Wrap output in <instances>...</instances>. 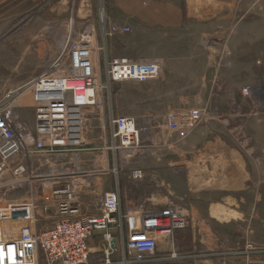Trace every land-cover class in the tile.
Listing matches in <instances>:
<instances>
[{
  "label": "rangeland",
  "instance_id": "obj_1",
  "mask_svg": "<svg viewBox=\"0 0 264 264\" xmlns=\"http://www.w3.org/2000/svg\"><path fill=\"white\" fill-rule=\"evenodd\" d=\"M109 1L2 0L0 100L17 92L19 123L33 127L27 83L50 70L64 42L78 41L89 30L97 49L69 48L58 62L64 74L93 75L102 99L86 115L81 149L20 154L8 162L0 211L17 205L27 211L32 200V217L25 212L23 222L33 218L38 230L50 227L57 220L51 189L69 166L85 183L93 182L82 194L95 214L104 193L114 190L108 173L118 170L135 215L169 200L183 211L185 226L158 237L159 254L174 249L179 264H264V0H211L210 19L196 24L200 30L147 42L137 24L123 34L109 31ZM219 2L225 6L216 7ZM114 43L124 49L113 51ZM106 55L159 57L165 73L197 75L170 79L161 72L150 82L108 83ZM111 114L135 118L142 129L135 148H117ZM15 164L25 166L19 176L10 170ZM136 170L141 178L133 177ZM101 249L92 256L100 258Z\"/></svg>",
  "mask_w": 264,
  "mask_h": 264
},
{
  "label": "built area",
  "instance_id": "obj_2",
  "mask_svg": "<svg viewBox=\"0 0 264 264\" xmlns=\"http://www.w3.org/2000/svg\"><path fill=\"white\" fill-rule=\"evenodd\" d=\"M116 30L113 25L109 31ZM87 32L78 41H68L50 70L27 83L34 103L32 128L17 121L16 96H8L13 92L0 100V186L9 170L8 162L20 154L60 153L79 150L84 145L86 115L102 99L101 84L90 74H64L58 61L69 48L94 52L97 47L92 31ZM104 73L108 83H145L159 79L161 67L153 61L106 55ZM110 124L117 148L133 149L139 144L142 129L134 117L111 114ZM10 170L19 176L25 166L15 164ZM58 174V182L51 189L57 220L50 227L38 230L33 218L23 222L29 218L25 212L32 217V200L27 201V211L19 205L0 211L1 222H13L0 225V264H90L89 239L96 232L101 233L106 244L99 264H179L180 256L174 249L163 256L157 250V234L168 237L185 226L183 211L176 202L169 200L163 207L140 211L136 227L132 225L134 213L121 210L117 191L105 192L99 213L88 214L80 210L75 199L78 180ZM133 177L141 178V172L136 170ZM47 207L44 205L43 210L47 211Z\"/></svg>",
  "mask_w": 264,
  "mask_h": 264
},
{
  "label": "crops",
  "instance_id": "obj_3",
  "mask_svg": "<svg viewBox=\"0 0 264 264\" xmlns=\"http://www.w3.org/2000/svg\"><path fill=\"white\" fill-rule=\"evenodd\" d=\"M220 3L221 2L215 4V6L220 7ZM225 3L226 2H222L221 4L225 6ZM15 6H17V4ZM2 7H3L2 0H0V23H2L3 21ZM211 13H212L211 0H110L108 3V9L106 15H107L108 26L110 27L114 25L119 29L117 34L124 33L121 32L122 31L121 29L123 27H128L129 25L134 26L135 24H137L138 31L140 33V39H143L144 42H147L146 39L151 40L152 37H158L159 35L165 37V35H169L172 32L175 33L174 36L178 37L179 32H182V36H184L186 31L200 30L198 27H196V24L200 25L199 21H204L203 19H210ZM152 34L154 35L151 36ZM111 46L114 47L112 49L113 51H115L116 48L119 51L124 49V48L123 49L118 48L117 47L118 44L115 43ZM122 53H124L123 55H129L127 52H122ZM134 60H148L158 63L161 67L162 75H165L166 78H170V79L191 78V77H196L197 75V74H193L190 71L185 72L186 74L182 71H169L165 73L164 71H162V65H163L162 58L159 57L153 56L150 58L145 57ZM69 169H71L69 166L65 167V169L61 170L59 173H61L66 178L68 177V179L73 178L78 180L79 186L76 190L75 199L79 203L80 210L82 212L92 214L89 213L88 206L86 204V197H85L86 195L85 194L83 195L82 193H84V191L89 190V188H87L86 190L84 189L88 186L91 187V184L93 182L88 184L85 183V179H82V177L84 178L85 176L83 175L77 176L73 170H69ZM111 172L108 173L111 177L110 184L112 181V186L114 187V190L117 191V193L119 194L121 210L126 211L128 210L129 205L126 204L125 201L126 196H125L124 184L121 183L122 184L121 185L119 183L118 175H117L118 170H111ZM91 176L94 175L91 174ZM80 180L84 181V183L82 184ZM82 195L83 197H81ZM158 196H161V194H157V197ZM99 210L100 208L98 205L97 213H99ZM137 221H139L138 216L134 215L132 220V225L137 227L138 226V224L136 223ZM110 232L112 234L116 233L114 228H111ZM89 246H90V258H89L90 264H99L102 261L103 250L106 247V244L102 239L101 233L96 232L90 237ZM100 246H102L101 256L100 258H94L92 254L96 253V251L100 248ZM160 255L163 256L164 254L161 252Z\"/></svg>",
  "mask_w": 264,
  "mask_h": 264
},
{
  "label": "bare ground",
  "instance_id": "obj_4",
  "mask_svg": "<svg viewBox=\"0 0 264 264\" xmlns=\"http://www.w3.org/2000/svg\"><path fill=\"white\" fill-rule=\"evenodd\" d=\"M102 19H103V16L101 15V20H102ZM71 23H72V22H71ZM71 23H70V24H71ZM70 24H69V25H70ZM102 26H104V25H102ZM65 44H66V42L63 43V48H65V46H66ZM18 91H19V90H18ZM21 91H23V90L21 89ZM11 92H12V91H11ZM11 92H9V93H11ZM16 93H17V92H16ZM16 93H15V91H13V93L10 94V95H8V96L11 97L12 95H15ZM130 152H131V151H130ZM134 215H135V214H134ZM136 216H138V215H136ZM138 219H139V218H138ZM138 222H139V221H138ZM138 225H139V224H138ZM157 237H165V238H166L167 235H166V234H163V233H159V234H157Z\"/></svg>",
  "mask_w": 264,
  "mask_h": 264
}]
</instances>
